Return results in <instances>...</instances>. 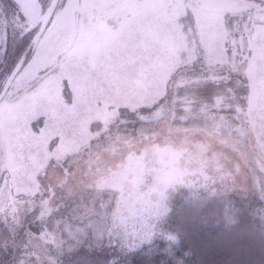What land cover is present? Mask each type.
<instances>
[{
	"label": "rangeland",
	"instance_id": "obj_1",
	"mask_svg": "<svg viewBox=\"0 0 264 264\" xmlns=\"http://www.w3.org/2000/svg\"><path fill=\"white\" fill-rule=\"evenodd\" d=\"M11 1L9 38L0 23V87L14 67L7 38L46 12L42 0ZM198 1H187V10L176 0H60L36 53L0 104V220L19 208L26 215L42 208L43 219L82 194L80 207L48 236L29 235L43 256L38 264H57L49 248L75 238L88 222L96 243L112 225L135 229L141 214L159 212L183 186L206 180L214 188L237 175L250 188L253 163L264 196V23L245 25ZM171 81L175 90L226 82L196 112L191 92L175 101L204 131L216 127V113L233 110L242 122L232 126L237 133L225 138L226 131L214 136L163 124L142 138L111 135L117 108L151 106L168 94ZM225 116L219 115L223 130L230 126Z\"/></svg>",
	"mask_w": 264,
	"mask_h": 264
},
{
	"label": "trees",
	"instance_id": "obj_2",
	"mask_svg": "<svg viewBox=\"0 0 264 264\" xmlns=\"http://www.w3.org/2000/svg\"><path fill=\"white\" fill-rule=\"evenodd\" d=\"M42 1L47 11L51 0ZM8 3L10 5L12 1L0 0V23L6 28L9 38L13 33L14 19L13 13L7 10ZM30 28L11 38L10 42L7 38L4 43L9 46L10 61L14 62L12 73L17 67L23 69L37 51L35 38L40 26L29 31ZM11 74L6 75L1 84L0 95ZM225 85L226 82L214 81L204 86L190 85L175 90L171 81L168 94L157 103L141 108H117L111 135L116 133L133 139L142 138L157 131L163 124L171 129L203 132V123L182 116L183 108L177 105L176 96L183 97L191 92L195 100L190 102V106L196 112L200 101L213 100ZM161 110H166L167 114L157 117L155 114ZM233 113L230 109L216 113V127L204 132L218 136L226 131L224 137H232L242 125ZM221 114L226 115L225 120L230 125L224 130L219 117ZM254 165H248L253 171L250 188L249 182L240 183L237 175L213 185L214 188L208 187L206 180L181 186L168 196L159 212L141 214V224L136 223V230L134 226H129L132 223H126L128 226L125 229L114 227L110 219L112 226L107 237L103 242L96 243L94 227L88 222L81 233L75 232V238L64 240L55 248L50 247L51 259L57 264H186L187 259L195 264H264V196L254 176ZM246 166L242 167L243 170ZM246 174L240 179L245 180ZM81 196L61 201V211L51 208L43 219L40 217L42 208L28 215L23 214L20 208H14L15 212H10V216L5 215L4 220H0V264H38L43 256L31 244L29 235L48 236L57 229L58 221L70 217L80 207ZM107 198L108 194L99 197L94 208L96 213L100 199L105 201ZM121 236L122 239H119Z\"/></svg>",
	"mask_w": 264,
	"mask_h": 264
},
{
	"label": "flooded vegetation",
	"instance_id": "obj_3",
	"mask_svg": "<svg viewBox=\"0 0 264 264\" xmlns=\"http://www.w3.org/2000/svg\"><path fill=\"white\" fill-rule=\"evenodd\" d=\"M53 0H51L52 3ZM187 1H192L193 3L198 0H176V3L179 5L185 4L186 8L189 10V7L187 6ZM228 1V7H224L221 0H199V5L202 4V6H208L211 8H217L220 10L225 11H235L236 9H240V12H237L236 14H232L231 16H235L238 19H241L245 25L251 24L252 21H255L257 23H262L261 20L264 17V11H260V9L264 3V0H254V2H258L256 5L251 4L252 0H226ZM240 1H244L245 6L238 7V3ZM175 3V2H174ZM238 5V6H237ZM189 13V11H188ZM186 16V13H185ZM237 20V19H236Z\"/></svg>",
	"mask_w": 264,
	"mask_h": 264
},
{
	"label": "water",
	"instance_id": "obj_4",
	"mask_svg": "<svg viewBox=\"0 0 264 264\" xmlns=\"http://www.w3.org/2000/svg\"><path fill=\"white\" fill-rule=\"evenodd\" d=\"M221 2L223 3V6L224 7H228L229 5L227 4L226 0H221ZM60 3V0H53L52 3L50 4V7L47 9V11L44 13V15L40 18V20L34 25L32 26L29 31L37 28L40 26V29L37 33V36L35 38V43L38 44L39 40L41 39L42 35L44 34L50 20L52 19V17L54 16L57 8H58V5ZM79 6H80V3H78ZM237 12H240V9H236L235 11H221L222 14L224 15H227L229 13L231 14H236ZM78 17V15H77ZM262 23H264V17L262 18L261 20ZM21 68L20 67H17L15 69V71L12 73V75L9 77L1 95H0V104L2 103V101L5 99L6 95L8 94L9 92V89L13 83V81L15 80L17 74L20 72Z\"/></svg>",
	"mask_w": 264,
	"mask_h": 264
},
{
	"label": "snow or ice",
	"instance_id": "obj_5",
	"mask_svg": "<svg viewBox=\"0 0 264 264\" xmlns=\"http://www.w3.org/2000/svg\"><path fill=\"white\" fill-rule=\"evenodd\" d=\"M120 7L124 8V7H128V6L122 5V6H120Z\"/></svg>",
	"mask_w": 264,
	"mask_h": 264
}]
</instances>
